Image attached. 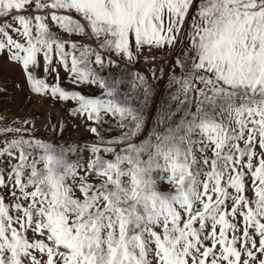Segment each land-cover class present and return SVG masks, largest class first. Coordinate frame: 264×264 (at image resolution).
I'll return each mask as SVG.
<instances>
[{"label":"snow or ice","instance_id":"obj_1","mask_svg":"<svg viewBox=\"0 0 264 264\" xmlns=\"http://www.w3.org/2000/svg\"><path fill=\"white\" fill-rule=\"evenodd\" d=\"M5 65L0 264H264V0H0Z\"/></svg>","mask_w":264,"mask_h":264},{"label":"rangeland","instance_id":"obj_2","mask_svg":"<svg viewBox=\"0 0 264 264\" xmlns=\"http://www.w3.org/2000/svg\"><path fill=\"white\" fill-rule=\"evenodd\" d=\"M159 59L153 63V67L164 68L163 54ZM149 65L141 62L137 65V70L146 72ZM159 68H156L159 71ZM63 76V74H62ZM20 84L23 87L22 77L18 71L10 66L5 65L0 69V86H5L7 92L0 95V115H3L9 120L16 118H32L35 117L37 123L43 124L45 122H56L65 116L64 108L59 103H54L49 99H43L39 96H31L27 94V90H20L16 87ZM70 87V85H68ZM93 90H88L92 94ZM75 123H79L76 121ZM66 136L72 137H85L87 133L81 127L74 129L70 121L66 130Z\"/></svg>","mask_w":264,"mask_h":264},{"label":"built area","instance_id":"obj_3","mask_svg":"<svg viewBox=\"0 0 264 264\" xmlns=\"http://www.w3.org/2000/svg\"><path fill=\"white\" fill-rule=\"evenodd\" d=\"M162 57V56H161Z\"/></svg>","mask_w":264,"mask_h":264}]
</instances>
